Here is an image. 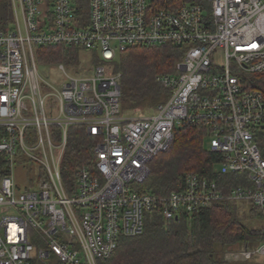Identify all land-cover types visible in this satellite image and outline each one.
<instances>
[{
  "label": "built area",
  "instance_id": "1",
  "mask_svg": "<svg viewBox=\"0 0 264 264\" xmlns=\"http://www.w3.org/2000/svg\"><path fill=\"white\" fill-rule=\"evenodd\" d=\"M181 1L11 0L13 20L0 25V264H99L122 238L143 232L150 212L170 223L230 200L264 215V94L246 82L264 72V0ZM166 44L184 55L157 78L168 99L144 114L122 113V72L112 67L81 76L59 63L60 88L38 67L45 46L97 51L112 63L131 47ZM185 126L208 128L209 149L224 156L220 172L239 182L226 191L189 172L168 194L142 188L152 160ZM74 127L94 141V158L68 182L62 165ZM223 259L264 264V241Z\"/></svg>",
  "mask_w": 264,
  "mask_h": 264
},
{
  "label": "trees",
  "instance_id": "2",
  "mask_svg": "<svg viewBox=\"0 0 264 264\" xmlns=\"http://www.w3.org/2000/svg\"><path fill=\"white\" fill-rule=\"evenodd\" d=\"M153 7L177 8L181 0H151ZM13 20L11 0H0V25L7 27ZM83 48L55 45L40 47L37 60L63 61L72 64L79 60ZM182 46H134L119 52L112 61L113 71L122 72L121 111L124 114L155 111L164 103L168 89L158 76L176 71V63L183 58ZM95 63L101 57L94 51ZM247 86L264 94V72L250 75ZM3 137L0 128V139ZM209 131L206 126L179 128L172 146L158 154L151 162V173L143 189L156 195H165L182 189L189 172L214 179L223 190L239 182L237 174H222L224 156L206 147ZM264 155V133H259ZM94 141L80 127L68 133V145L63 158V178L73 182L78 166L92 164ZM4 156L0 155V168ZM3 172L0 170V175ZM250 221V222H249ZM255 221V223L253 222ZM264 241V215L251 205L248 211L238 202L223 200L198 210L191 216L181 214L177 220L166 223L162 215L150 212L141 234L121 239L115 253L101 259L99 264H255L228 262L226 251L249 247Z\"/></svg>",
  "mask_w": 264,
  "mask_h": 264
},
{
  "label": "rangeland",
  "instance_id": "3",
  "mask_svg": "<svg viewBox=\"0 0 264 264\" xmlns=\"http://www.w3.org/2000/svg\"><path fill=\"white\" fill-rule=\"evenodd\" d=\"M79 54H80L79 58H78L79 60H76L72 64L64 63L63 61H55V62L47 63V62H41L38 60L39 70L53 86L58 87V88L61 87V85L63 84V81L65 80L64 73L59 68V63H64L65 66L67 67L68 71L74 75L77 74V75H81V76H90L92 74H95L98 64L95 63L94 51L82 49ZM101 65H105L108 68L112 67L111 63H102L101 62ZM48 90H50V89L48 88ZM48 104L51 107H54V112L56 113L57 101H56L55 97H51L48 100ZM148 112H150V111H148ZM209 141H210V138L208 137L206 139V147L207 148H209ZM16 174H17V179H20V180L23 179V173H22L20 168H16ZM238 203L242 207H244L246 211H248V209H250V206L253 205L251 203H244V202H238ZM253 222L255 223V221H253ZM254 262L255 261H252L249 263H254Z\"/></svg>",
  "mask_w": 264,
  "mask_h": 264
}]
</instances>
